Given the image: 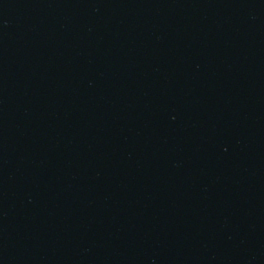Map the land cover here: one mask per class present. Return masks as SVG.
Masks as SVG:
<instances>
[{
  "label": "water",
  "instance_id": "1",
  "mask_svg": "<svg viewBox=\"0 0 264 264\" xmlns=\"http://www.w3.org/2000/svg\"><path fill=\"white\" fill-rule=\"evenodd\" d=\"M0 264H264V0H0Z\"/></svg>",
  "mask_w": 264,
  "mask_h": 264
}]
</instances>
